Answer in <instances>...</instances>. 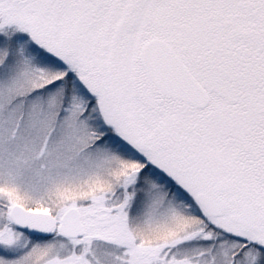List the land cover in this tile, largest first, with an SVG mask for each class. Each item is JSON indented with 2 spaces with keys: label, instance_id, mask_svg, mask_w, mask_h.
<instances>
[{
  "label": "snow or ice",
  "instance_id": "6c2138e0",
  "mask_svg": "<svg viewBox=\"0 0 264 264\" xmlns=\"http://www.w3.org/2000/svg\"><path fill=\"white\" fill-rule=\"evenodd\" d=\"M0 264H264V0H0Z\"/></svg>",
  "mask_w": 264,
  "mask_h": 264
}]
</instances>
